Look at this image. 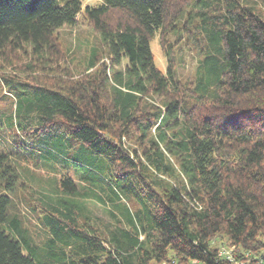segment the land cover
<instances>
[{
  "label": "trees",
  "instance_id": "1",
  "mask_svg": "<svg viewBox=\"0 0 264 264\" xmlns=\"http://www.w3.org/2000/svg\"><path fill=\"white\" fill-rule=\"evenodd\" d=\"M79 19L102 56L75 76L55 33ZM0 73L15 125L42 122L23 143L88 158L80 189L66 176L36 201L40 237L0 193V264H264V0H0ZM16 178L0 146V181Z\"/></svg>",
  "mask_w": 264,
  "mask_h": 264
},
{
  "label": "rangeland",
  "instance_id": "2",
  "mask_svg": "<svg viewBox=\"0 0 264 264\" xmlns=\"http://www.w3.org/2000/svg\"><path fill=\"white\" fill-rule=\"evenodd\" d=\"M80 1L83 5H95L101 2V0ZM55 35L60 51L65 56L66 66L70 67L73 74H76L75 76L85 69L87 58L91 53L97 52L102 56V48L96 34L82 19L78 20L75 27L66 25L60 27ZM150 48L155 65L159 70L165 72L166 61L157 34L151 40ZM181 59V64L178 59L177 75L179 78L185 79L192 72L196 59L193 53L190 55L184 53ZM4 78L0 73V146L7 153L8 161L15 167L17 178L11 185V190L5 188V180L0 181V193H6L10 198L9 216L16 215L22 224L32 232L28 231L29 235L36 234L40 237L43 233L38 227L39 218L33 210L36 201L42 199L43 196L52 197L55 195L57 188L61 185V179L66 176L73 180L77 189H80L78 181L81 180V176L88 175V173L74 166L72 162H87L88 158L78 145L65 147L68 143L58 137L50 138L46 144L44 142L46 135L41 132L37 137V140H42L40 143L35 140L31 145L23 143L22 140L34 137L42 122L35 123L33 121L24 126L15 125V110L12 107L16 103V101L14 102L15 90L13 91L7 82H3ZM20 96L23 99V108L27 103L35 101L33 94H20ZM82 185H84L83 182ZM86 206L98 217L107 215V206L90 200ZM3 229L8 233L11 232L6 225H3Z\"/></svg>",
  "mask_w": 264,
  "mask_h": 264
}]
</instances>
